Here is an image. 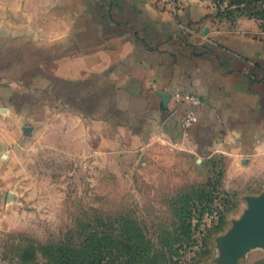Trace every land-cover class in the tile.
I'll return each mask as SVG.
<instances>
[{
	"label": "rangeland",
	"instance_id": "obj_1",
	"mask_svg": "<svg viewBox=\"0 0 264 264\" xmlns=\"http://www.w3.org/2000/svg\"><path fill=\"white\" fill-rule=\"evenodd\" d=\"M65 1L0 0V37L54 34ZM157 1L204 7L198 33L264 38V0ZM81 126L65 115L9 120L0 264H264V221H249L264 170L247 155L192 141L97 146Z\"/></svg>",
	"mask_w": 264,
	"mask_h": 264
},
{
	"label": "crops",
	"instance_id": "obj_2",
	"mask_svg": "<svg viewBox=\"0 0 264 264\" xmlns=\"http://www.w3.org/2000/svg\"><path fill=\"white\" fill-rule=\"evenodd\" d=\"M64 8L52 35L0 37V149L9 120L65 115L97 146L192 141L264 170V38L198 33L200 5L66 0ZM177 93L202 103L178 102ZM190 110L197 121L185 129Z\"/></svg>",
	"mask_w": 264,
	"mask_h": 264
},
{
	"label": "built area",
	"instance_id": "obj_3",
	"mask_svg": "<svg viewBox=\"0 0 264 264\" xmlns=\"http://www.w3.org/2000/svg\"><path fill=\"white\" fill-rule=\"evenodd\" d=\"M171 5V4H170ZM171 10L176 11L175 6L171 5ZM175 99L178 102H191L194 105H199L202 103L201 99L197 97L196 95L192 94H181L177 93L175 96ZM197 121V115L194 111H186L182 116H181V124L185 129L190 128L195 122Z\"/></svg>",
	"mask_w": 264,
	"mask_h": 264
},
{
	"label": "water",
	"instance_id": "obj_4",
	"mask_svg": "<svg viewBox=\"0 0 264 264\" xmlns=\"http://www.w3.org/2000/svg\"><path fill=\"white\" fill-rule=\"evenodd\" d=\"M259 217L261 218V220L264 221V193L256 201L255 206H254L253 210L251 211V213L249 215V221L251 223H254L256 221V219L259 218ZM254 224H256V223H254Z\"/></svg>",
	"mask_w": 264,
	"mask_h": 264
},
{
	"label": "trees",
	"instance_id": "obj_5",
	"mask_svg": "<svg viewBox=\"0 0 264 264\" xmlns=\"http://www.w3.org/2000/svg\"><path fill=\"white\" fill-rule=\"evenodd\" d=\"M242 1H243V0H232L233 3H234V2H237V3H239V4H241Z\"/></svg>",
	"mask_w": 264,
	"mask_h": 264
}]
</instances>
